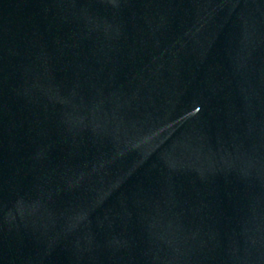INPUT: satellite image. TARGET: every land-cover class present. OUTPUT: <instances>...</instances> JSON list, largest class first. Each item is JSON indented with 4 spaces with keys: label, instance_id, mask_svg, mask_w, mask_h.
I'll return each mask as SVG.
<instances>
[{
    "label": "water",
    "instance_id": "1",
    "mask_svg": "<svg viewBox=\"0 0 264 264\" xmlns=\"http://www.w3.org/2000/svg\"><path fill=\"white\" fill-rule=\"evenodd\" d=\"M0 264H264V0H0Z\"/></svg>",
    "mask_w": 264,
    "mask_h": 264
}]
</instances>
